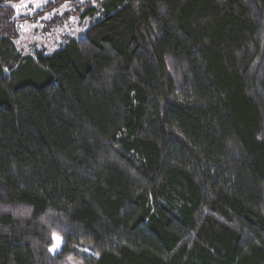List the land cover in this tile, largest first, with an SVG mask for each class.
<instances>
[{"label": "trees", "instance_id": "1", "mask_svg": "<svg viewBox=\"0 0 264 264\" xmlns=\"http://www.w3.org/2000/svg\"><path fill=\"white\" fill-rule=\"evenodd\" d=\"M15 1L0 264H264V0H96L29 55Z\"/></svg>", "mask_w": 264, "mask_h": 264}, {"label": "rangeland", "instance_id": "2", "mask_svg": "<svg viewBox=\"0 0 264 264\" xmlns=\"http://www.w3.org/2000/svg\"><path fill=\"white\" fill-rule=\"evenodd\" d=\"M96 0H18L12 3L19 19L17 48L24 55L39 49L53 53L70 38H80L89 26L90 18L83 13ZM97 3V4H96ZM51 7L50 9H48ZM47 9V10H46ZM63 20L62 22H59ZM59 22V23H57ZM80 255L71 256L66 264H82Z\"/></svg>", "mask_w": 264, "mask_h": 264}]
</instances>
